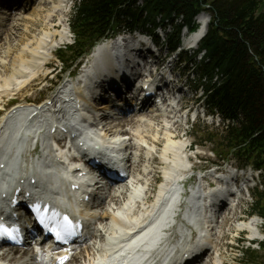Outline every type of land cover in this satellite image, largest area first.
Masks as SVG:
<instances>
[{"label": "trees", "instance_id": "obj_1", "mask_svg": "<svg viewBox=\"0 0 264 264\" xmlns=\"http://www.w3.org/2000/svg\"><path fill=\"white\" fill-rule=\"evenodd\" d=\"M202 12L212 18L200 46L205 55L201 62L194 58L205 103L224 121L239 122L208 131L205 141L220 150L223 160L233 157L240 166L264 173V0H79L71 21L76 45L60 51V58L68 52L73 61L122 28L152 26L155 31L160 25L173 30L168 47L176 49L182 29H196ZM253 212L264 219V192L257 193ZM245 255L247 263L255 261L253 252Z\"/></svg>", "mask_w": 264, "mask_h": 264}, {"label": "bare ground", "instance_id": "obj_2", "mask_svg": "<svg viewBox=\"0 0 264 264\" xmlns=\"http://www.w3.org/2000/svg\"><path fill=\"white\" fill-rule=\"evenodd\" d=\"M27 1H28V5H30L31 8H33L37 3H40L39 2L40 0H36L33 3H32L33 0H27ZM49 1H52V0H43V1L41 0L42 6L45 7L49 3ZM54 1L55 0H53V2ZM57 3H58V5L54 8V10H56L58 8H60V9L57 12L54 11V13H53V11H52V13H50L51 11H49L50 14L45 19V21H46L49 18L47 26H49L48 25L49 22H50V24L54 23V21H52V19H54L56 17V15L63 13L62 4H65V0H57ZM17 14H18V12L16 9H14L11 12V18L14 21L12 24L13 27L18 26L16 24V20H15ZM19 20H21V19H19ZM197 21L199 23V29L197 32L192 34L188 39V43L192 47H195V48H199V45L201 44V42L203 41L204 37L207 34V30H208V26H209V22H210L209 21V15L201 14L197 18ZM61 24H65V21L63 20L61 22ZM50 27H51V25H50ZM52 27L53 28H49L47 30V33L44 35V37L42 39L37 40L36 44H34L31 47V48L34 47L33 49L28 48V50L24 49V50L20 51V55L18 56L19 60H20V62L25 63L26 65H22V64L19 65L18 70L13 71L12 72L13 75L11 77H9L8 79H4L2 81L3 88L5 86L11 85L12 83H15L14 86H16V88H17L16 91H19L18 89H20V88L22 89L28 83H30L32 81V79H34L37 76L38 73H35V72H32L31 74H29V72L27 73L26 70H28V68H26V66H29V68H32L33 63L35 64V62H37L39 65L42 66V68H48V66L50 64L48 63V59L46 57V54H45V52H41V51H46V52H48V54H50V52L52 53V50L54 47L53 42L56 41L57 34H50L49 32L51 30H55V33L56 32L59 33V27L58 26H52ZM59 34H60L62 39H64L66 37L65 31H63ZM51 39H52V41L50 43H48L51 45H48L47 40H51ZM8 40H11V39L7 37V41ZM8 44H10V43L7 42V45ZM1 45H2V43H1ZM1 50H3V48ZM6 50H8V52L5 53L6 55L12 54L11 49L8 48ZM1 52H0V54H2ZM115 53H116L115 50L109 52L108 55H106L105 59L108 61V59H110L111 56H116ZM28 58H30L29 59L30 61L27 60ZM13 66L15 67L16 65H13ZM5 72H8V67L3 63V61H0V74H1L0 76L5 75ZM142 84H146V82L143 81ZM180 104H181V102H180ZM178 108H179V106H178ZM142 112H143V114H145V117L148 118V121L152 123V121H157V119L152 118L151 114L154 116L155 115L157 116L158 114L155 112H160V111L154 110L153 112H150L147 107H144ZM175 112L179 113L178 110H176ZM159 116L161 119L164 120L165 124L163 122H160V123L154 124V125L147 124L145 129L142 128L140 130L139 128L142 127L141 124L143 123L142 120H136L135 119L136 115L133 113L128 114V115H125L123 117L122 120H124V121H122V122L125 123V126H128V127L131 126L130 130H127V129L124 130V128H123V129L117 131L116 133H112L113 130L111 128H108V125H107L106 127L103 128V130L101 132L104 139L111 140V141H115V140L127 141L128 140L127 137L131 135L129 140H128V144L131 148H136L134 150L135 156L131 159L129 166L127 168V171H126L128 174V170H130V169L135 170V177L132 178L133 181H131V183H126V180L128 178L127 177V178L123 179L122 181H120L119 184H116L118 186V185L126 183L125 186H123V185L120 186V187H122L121 188L122 191H120V189H119V191H115V193L113 191V194H110V191H109V195L106 198V200L107 201L109 200L110 203L113 204L112 207H114V208H112V212L107 211L106 213L101 212V214H100V221L103 222L104 220H106L108 218H112L113 224L115 225L112 227V231L114 230L113 232L112 231L110 232L109 229L106 230L107 226H105V227L103 226V230L105 229L106 233H109V238L117 235V232H116L117 230L120 231L122 229L123 231H125L124 233H126V235H130L134 231V230H131V231L127 230L126 227L129 224L127 222H123V220H121V214H122L121 212L124 210V208L126 206V204H125L126 202L129 203V205H132L133 201L136 202V199H133L134 198L133 196H134V192L137 191L139 186H143L144 190L147 189L146 200L150 199L152 187L155 184V182H157V180H158L157 179L158 178L157 177V171H156V168L154 166L156 163H159V165L161 166L160 169L162 171L164 170L165 173L167 172V170L171 171V169H173V167H175V166H176V169H179V167H180V169H179L180 172H182V170H183L181 163L182 162L184 163L183 155H184V153H186V149H188V148H187L186 144L183 141H181L182 139L180 140L176 136L177 135V129H178V126H176V125L178 123H173L171 121L166 123L163 115H159ZM176 117H177V115L175 116V118ZM135 126H136V134L134 135L132 132L134 131L133 128H135ZM16 130H17L16 125H12L11 129H10V135L8 137V146L10 149L5 151L7 153L10 152V150L13 149V147L15 145L14 134H15ZM114 138H116V139H114ZM20 150H21L20 151V154H21L23 152V149H20ZM155 150L157 151L156 154H154ZM138 152L141 153L140 156H138V154H137ZM134 160H136L135 163L133 162ZM127 174H126V176H127ZM161 184H162V182L160 183V185ZM116 185H114V186H116ZM114 186H112V188ZM243 187L244 186H242V188ZM167 189L170 190L171 200H169V197H168L165 201V204L166 203L167 204L174 203L177 199V196L180 194V189H179V187H177L176 183H174V184L171 183V185H168L166 190ZM230 189H232V187L226 186L225 184H223V186L220 190L214 191V194L217 196L219 195L220 197H223L226 195V193ZM120 198L123 199L124 201L121 202ZM155 198H156V196H155ZM155 198H154V200H155ZM154 200H152L151 203H153ZM103 205H104V203H103ZM103 205H102V207H103ZM164 205L161 206L158 210L159 213H161V215H162L161 220L159 222H157V224L154 228H152V229L150 228L149 230L146 231V233L144 235H141L140 236L141 238L138 239L137 241H135L132 244V246L130 247V250H131L130 255H133L140 262V264H163V263H166L171 258L173 252L176 251L178 245H180L179 242L176 243L177 244L176 245L175 242L173 241V238H174L173 234H171L168 239H165V236H163V234L160 233V231L162 230V227H164L167 223L170 222V216L172 215L171 211L164 209ZM138 206H139V204H138ZM194 215H195V211H193V209L190 208L186 212L185 216L187 219H193ZM150 216H151V213H150ZM136 219L138 221H140L138 223L139 225H141L143 223L141 221V219H143V217L136 218ZM131 220L132 219H130L128 221H131ZM238 227H239L240 231H243L245 229L251 230L252 228H258L259 227V220L253 219V220H251V222L245 223V225H240ZM118 228H120V229H118ZM102 237H103L102 233L100 231L99 232L97 231L96 234L93 236V239L98 240V239H102ZM87 244H88L87 242L86 243L84 242L82 245L84 246ZM127 246L128 245H126V244H122L120 246V248L124 249V251H125ZM96 247H98V248L95 249ZM93 249L97 250V251L92 252ZM76 250H78V249H76ZM99 250H100L99 243L96 242V243H94V245L91 248H89V251L87 252L89 254L88 256H85L82 258L78 254L74 255L72 258L73 260H71L72 264H96L99 260V257H100ZM19 252H20L19 250H13V249L9 250V252H3L2 254L0 252V262L19 263L20 261H18V260L21 258V257H18ZM111 253H113V255L115 256L114 251H112ZM37 255H39V253L35 255V259H34L35 264H47V261H41L40 263H38L37 262ZM70 262H68L67 264H69ZM53 263H54V261L51 264H53ZM29 264H33V263H29Z\"/></svg>", "mask_w": 264, "mask_h": 264}, {"label": "rangeland", "instance_id": "obj_3", "mask_svg": "<svg viewBox=\"0 0 264 264\" xmlns=\"http://www.w3.org/2000/svg\"><path fill=\"white\" fill-rule=\"evenodd\" d=\"M39 2L40 3L37 4L36 6H34L32 9L26 10V12L25 11L21 12V15H22L21 17L19 16V14H17L15 20H16V24L18 26H16V27L14 26V27H12V29L10 28L11 29L10 32H8V33L6 32L5 34L1 35L2 39H3L2 41H1V37H0V47L3 45V51L2 52H8V50H6L8 48L12 50L11 55L10 54H8V55L4 54L3 55V53L0 54V61H3V63L8 67V72H5V75H3L4 77L0 76V86L2 85L0 87V89L3 88L2 81L4 79H8L9 77H11L13 75L12 72L18 70L19 65H21V64L26 65L25 63H22L19 60L18 56L20 55V51H22L24 49L28 50V48L33 49L34 47L33 48H31V47L34 44H36L38 39H42L44 37V35L47 33V30L49 28H53L52 26H58L59 27V33L65 31V35H66V37L64 39H62L58 32L55 33V30H51L49 32L50 34H57L56 41L53 42V45H54L53 50L54 51H57L59 47L71 45L73 43V35L68 32V31H70V30H68V28H69V21H70L71 16L73 15V12H74L76 0H71L69 5H65V4H67L66 2H65V4H62L63 13L56 15V17L54 19H52V21H54V23L50 24V22H49V24H48L49 26H47L49 18L46 21H45V19L50 13H52V11L54 13V11L57 12L60 9V8H58V9L54 10V8L58 5L57 0H55L54 2H53V0L49 1V3L45 7L42 6L41 0ZM39 5H41V6H39ZM49 11H51V12L49 13ZM19 19H21V20H19ZM63 20L65 21V24H61V22ZM209 21H210V18H209ZM50 25H51V27H50ZM159 33H161V37H162L161 44L163 45V43H165L166 35L163 34L162 32H159ZM7 37L10 38L11 40L7 41ZM7 42L10 44L7 45ZM1 43H2V45H1ZM48 45H51V44H48ZM43 52L47 53L46 57L49 55L47 59L49 60L48 61L49 64L52 63V68L50 70H46V69H42L41 66H39V65H37V67L35 66V68H33V67L29 68V66H26V68L29 69L27 71V73L28 72L30 73V71L31 72L33 71V72L38 73V74L35 77L36 79L34 78L35 80L30 82L31 84L27 87V89L19 95V101L20 102L29 101V102H34V103H41L44 100L52 97L53 93L50 92L51 83L55 80V77H58L61 74L62 65L56 60V58L53 55H51V52H50V54H48V52H46V51H43ZM55 53L56 52H54V54ZM167 53H168V49H166L163 46L162 52H161V57L165 58ZM186 53L190 58L193 57V55H194L193 51H187ZM29 59L30 58H28L27 60H29ZM171 61H173L174 63L173 64L168 63V66H171L173 68L175 67V77L181 80V85L184 84V85H186V87L196 88L197 85L199 84V77L197 75L198 70L190 65L191 62L188 61L187 63H184L182 60L178 61L177 55L172 56ZM176 64H177V67H176ZM13 65H16V66L14 67ZM162 66H164V65H162ZM50 73H52V74H50ZM11 85L14 86L15 83H12ZM5 87H8V86H5ZM187 91H188L187 88H185L184 92H185L186 100H185L184 106L187 109H193V113L197 112L198 120L196 122H189V124H186L185 121L178 120L179 124H178L176 136L180 140H181V138H183L182 140L185 142V144L190 146L193 143H201V141H202V135H200L198 133V127H197L200 124L199 120L202 121L201 122L202 128L204 125L210 126V127L214 126L215 128H217L220 121L218 120L217 117H215V118H213V117L204 118V109H203L204 106H203L202 102L199 101V99L202 95L201 91H199L194 96L190 93H187ZM5 96H6V98L1 100L0 102L6 103L9 99L14 97V93L9 92ZM179 105L181 106V104H179ZM101 110L102 111L106 110V106H103ZM100 112L101 111H97V113H99V114H100ZM101 113H103V112H101ZM151 116H152V118L157 119V121H152V123H151L148 121V118H146L145 115L144 116L139 115L137 118H135L136 120H142V122H143L142 123L143 125L141 124L142 127L139 128L140 130L142 128L145 129L147 124L154 125V124H158L160 122H163L165 124L164 120L161 119L159 115L154 116L151 114ZM183 116H185V115L183 114ZM142 117H144V118H142ZM130 127H128V126L121 127V128L115 127L114 130H116V132L123 129V128H124V130H126V129L130 130ZM133 130L134 131L133 132L131 131V132L135 135L136 134V126H135V128H133ZM130 136L127 137L128 140H129ZM212 149H214V147L208 145L206 147H198L195 150L193 149L191 152H187L186 157L193 159L192 164L190 166L191 167L195 166V168L196 167L203 168V167H210L211 163H218L219 160L215 156H213V154L211 152ZM186 151H187V149H186ZM197 155L199 156L198 159L195 158ZM135 162H136V160H135ZM154 166H155L156 171H157V177H158L157 182H158L159 179L162 180V174H161L162 170L160 169L161 166L159 165V163H156ZM128 174H129V176L127 179L131 178V180H130V182H126V183H131V181H133L132 178L135 177V170H133V169L128 170ZM190 175H193V174H190ZM260 183H261V177L259 176V174H257V175H255V181L250 182V186L254 187L255 185H259ZM125 184L114 186L110 190V194H113V191H114V193H115V191H119V189H120V191H122L121 190L122 187H120V186H122V185L125 186ZM153 187L155 190L156 189L158 190V188H159L158 185H155V186L153 185ZM153 187H152V189H153ZM255 192H256V190L254 189L253 191H251L249 196L246 195L245 196V203L243 204L242 208L239 209L235 214H233L229 217V221L224 226L223 233H221L220 238H222V237L224 238L225 236L226 237L223 239L222 242L219 239V243H221L220 254L215 255L213 257L214 261L212 263L215 262L214 264H241L244 261V256L242 254L241 248L242 247H245V248L250 247L248 240L249 239H256V238H258V241L264 240V234H262V230H264V222L256 216L255 217L250 216L251 205L253 203V200L251 198V194H253ZM150 199H151V197H150ZM120 200H121V202L124 201L121 198H120ZM102 205L103 204L98 206V213L99 214H101V212L106 213L107 211L112 212V208H114V207H112L113 205H111L110 201L107 202V200L104 203L103 207H102ZM253 219L259 220V224H261V226L259 228L261 231L260 232L261 234H258V232H255L256 231L255 228L253 229V231L255 233H253L250 230L247 233L239 230L238 226L244 225L245 222L249 223ZM100 222L102 224V225H100L101 229L103 228V226L104 227L107 226L106 230H108L109 228H111L114 225L112 218H108V219L104 220L103 222L102 221H100ZM96 229H97V226H96ZM106 230H103V237L104 238H107V236L109 234V233H106ZM220 230L221 229L219 226L216 229L215 233L220 232ZM252 233L255 234L256 237ZM253 237H255V238H253ZM102 240H103V238H102ZM176 240H178V239H176ZM242 240H245V242H243V244H241ZM94 243H96V241H95V239L92 238V241H90V243L87 245L88 248L85 249L83 247L80 250L73 252L74 255L78 254L82 258L85 256H88L89 254L85 251H89V248H91L94 245ZM97 243L102 244L101 240L98 241ZM253 247L255 248L257 246L255 245ZM97 248L98 247H96L95 249H97ZM94 251H97V250L93 249L92 252H94ZM256 257H257V263L256 264H264V251L263 250H260V252H257ZM42 258H43V260L44 259L45 260L47 259V261L50 260L48 257L47 258L42 257ZM32 262H34V258L32 259ZM33 264H35V262ZM47 264H50V263H47ZM69 264H72V261Z\"/></svg>", "mask_w": 264, "mask_h": 264}, {"label": "snow or ice", "instance_id": "obj_4", "mask_svg": "<svg viewBox=\"0 0 264 264\" xmlns=\"http://www.w3.org/2000/svg\"><path fill=\"white\" fill-rule=\"evenodd\" d=\"M0 235H6L11 237L12 233L3 225H0ZM57 236L59 237V232L57 233Z\"/></svg>", "mask_w": 264, "mask_h": 264}]
</instances>
